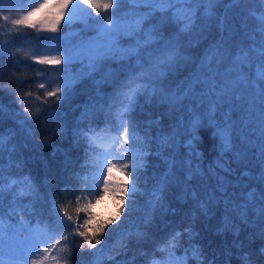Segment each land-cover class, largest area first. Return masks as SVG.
<instances>
[{
	"label": "trees",
	"instance_id": "1",
	"mask_svg": "<svg viewBox=\"0 0 264 264\" xmlns=\"http://www.w3.org/2000/svg\"><path fill=\"white\" fill-rule=\"evenodd\" d=\"M39 1L11 0L9 3L5 0L4 5H0L5 9L2 15L9 12L13 19L19 18ZM228 4L229 0H220L212 17L206 16L201 7L197 27L181 34L186 47L190 42L200 41L197 47L188 48L193 56L199 57L220 39L221 17L226 18L228 31L224 34L233 53L239 46H250L246 33H253L258 27V21L251 13L264 11V0H243L231 7H227ZM151 7L123 0L119 14L124 17L126 31L134 32L136 20L150 12ZM82 8L93 17L97 16L86 5ZM111 13L112 9H101L99 18L107 20ZM170 16V11L148 16L145 32L157 24L165 36L176 35L180 26L165 19ZM202 27L207 30L201 36ZM96 36L91 24L85 25L80 18L71 23L62 21L60 31L56 33L37 32L27 26H13L10 19H0V45L7 44L0 54V106L6 110L0 117V131L14 133L4 153L0 234L5 243L14 235L23 239L35 234L44 240L41 249L56 244L44 264H164L168 259L166 249L171 235L179 230L183 240L175 248V255H187V264H198L192 247L201 248V258H215L216 264H243L241 256H247L250 264H264V226L259 221L258 209L249 208L248 222L243 223L240 216L225 206L227 201L222 195L223 190L218 188V181L223 180L229 194L237 201L243 194L255 192L259 195L264 191V183L258 178L259 169L251 161L243 143L241 113L237 111L233 115L237 124L233 137L235 151L219 148V137L214 139L215 129L209 127L208 120L200 123L196 139H193L185 130L194 119L188 111L187 101L181 108L166 97L167 90L174 89L185 75L194 70L195 65L189 63L183 71L163 81L152 77L155 67L148 62L146 55L144 67L135 71H132L135 59L131 61V68L127 61L109 59L91 71L86 56L65 66V48L71 52V47L80 43L77 38L84 40ZM54 37L61 39L54 40ZM10 41L14 42L8 43ZM135 43L136 38L121 41L125 47ZM132 52L133 49L120 50L124 56ZM45 53L50 54L49 58L61 59L62 63L40 64L33 59L43 57ZM133 76L136 79L133 80ZM65 79L70 83L67 92L63 85ZM150 81L152 86L145 87ZM41 84L44 87H40ZM153 86L156 91H153ZM57 87L61 89L59 93L47 95ZM100 94H103L102 99ZM249 96L248 111L252 122L257 124L264 111V92L257 90ZM129 97L132 98L131 104ZM93 104H96L95 108ZM223 111L228 112L229 109L225 107ZM14 113H19V118ZM220 118L217 114V119L211 123H217ZM181 122L185 127L180 129L177 142L166 143V140H171L175 126ZM133 124L134 129L131 127ZM126 125L130 126L127 134L124 133ZM124 135H127V140ZM13 145L15 151L11 150ZM137 156L144 159L139 161L143 167L138 170L136 203H126L120 220L105 228L100 244L90 248L78 236L65 241L63 236L71 233L72 229L61 227L59 231L50 232L45 227V221L52 214L53 202L57 206L67 205L71 210L76 206V196H81V203H84L99 195L104 181L98 176L102 171L107 174L109 161L114 165L109 177L110 188L125 184L130 193L133 176L129 173ZM125 164L129 165L127 169L123 167ZM225 168L228 171H224ZM164 175H169V183L163 195L164 207L161 208L153 206L149 200ZM66 187L68 191L65 192L63 189ZM213 195L215 199L206 216L198 203ZM116 199L110 190L97 199L92 208L95 218L107 220L108 216L102 214L105 209H110V214L115 216ZM146 214H150L151 223H145ZM222 221H227L228 231H218ZM189 223L195 233L191 240L184 231ZM233 224L236 227L233 228ZM24 225L31 233L17 232ZM80 245H83V250ZM42 254L30 255L29 264ZM0 259L9 264L7 254Z\"/></svg>",
	"mask_w": 264,
	"mask_h": 264
},
{
	"label": "snow or ice",
	"instance_id": "2",
	"mask_svg": "<svg viewBox=\"0 0 264 264\" xmlns=\"http://www.w3.org/2000/svg\"><path fill=\"white\" fill-rule=\"evenodd\" d=\"M123 0H41L31 10L24 12L19 18L11 19L13 26H27L32 29H37L43 32L56 33L60 31L61 22L71 23L74 19H82L85 25L91 24L94 31L97 33L96 37H89L82 40L78 45L71 47V52L66 48L63 50V63L65 66H70L75 59L82 56H87L91 71H95L97 66L109 59H117L127 61L131 68V61L136 60V65L132 68L142 69L144 67L143 59L147 56L148 62L155 67V72L152 77L155 80H165L168 76L183 71L189 66V63L195 65L193 71L185 75L175 88H169L167 99H170L173 105L183 108L185 101L190 114L194 119L190 121L185 128L188 134L196 139L198 126L204 120L209 121V127H213L214 139L219 137V148L222 151H235V144L233 137L236 132L237 124L233 120V115L239 111L242 115L240 121V128L244 137L243 143L246 145L247 152L250 154L251 161L256 164L259 169L258 178L261 183H264V111L261 112L259 122L254 124L251 115L248 111L250 105L248 100L249 93L254 94L257 90L264 92V11L252 12L258 21V27L253 33H246V36L251 41L249 47L239 46L233 53L228 44V38L225 37V32L228 31L226 18H220V39L212 43L206 48L199 57L193 56L189 53L188 48H195L200 43L199 40L190 42L186 47L181 40V34L190 32L198 25V13L201 7L204 8L206 16H214L213 9L220 3V0H130L132 4H142L151 7L150 12L145 13L143 18H138L135 22V31H126L124 24V17L119 14L120 6ZM243 0H229L227 7L233 4L242 3ZM5 0H0V5H4ZM11 3V0H9ZM80 5H86L92 9V12L97 16L93 17L91 13L85 9L80 8ZM178 6L180 9L178 10ZM101 9H112V13L107 20H101L99 13ZM5 11L0 7V19L4 21L9 20V15H2ZM10 11V9H9ZM171 12L170 17L165 19L174 21L179 27V32L174 36H165L161 28L157 24H153L145 32V19L155 12ZM80 16L77 17V13ZM164 20L162 19L161 23ZM206 27L200 29L202 36L206 31ZM125 38H136L135 45L123 46L121 41ZM41 39H47L41 37ZM54 40L61 39L60 37L52 38ZM10 41L8 43H12ZM7 46L0 45V54L3 53ZM122 49H133L131 55L124 56L120 54ZM37 63L59 65L62 63L59 58L39 57L33 58ZM198 61V62H197ZM132 76V72H129ZM136 79V77H132ZM65 92L69 90L70 83L68 79L63 81ZM152 86L151 81L145 87ZM40 87H44L43 84ZM160 89L164 91V85L161 83ZM61 91L57 87L53 92L47 93L48 96H54ZM153 91H156L153 86ZM101 95V99L103 94ZM132 98L129 97L131 104ZM93 108L96 104L92 105ZM103 108V104H100ZM227 107L228 112L223 109ZM198 109L202 111H198ZM27 111V109H25ZM6 110L0 106V117ZM217 114L220 115V120L212 124L211 121L217 119ZM19 118V113H14ZM31 113H29V116ZM246 121V122H245ZM129 125L125 126L124 133L129 132ZM134 129L135 125H131ZM185 125L181 122L175 126V131L171 134V140H166V143L174 144L177 142V137L181 134L180 129ZM256 128L257 131H252ZM259 132V135L257 134ZM14 133L0 131V205H3V192L5 181L4 169V153L6 146L11 142ZM124 139H128L124 135ZM191 143V141H190ZM12 151H15V146H12ZM135 155V154H134ZM142 156H137V160L133 162L132 172L129 175L133 176L131 192L129 193L128 185L119 184L113 185L110 188L109 177L111 175L114 165L111 161L108 162L107 174L102 171L98 179L103 178V186L99 190V195L93 200H86L81 203L82 197L76 196V206L69 209L67 205L57 206L55 202L52 204V214L45 221V227L50 231H59L61 227L65 230L72 229V232L63 236L65 241H69L72 236H78L94 248L95 245L102 241L100 237L104 235L105 228L120 220L121 213L125 212L126 203L131 205L136 203L135 197L137 193V184L139 181L138 170L143 167L139 161L143 160ZM125 169L129 167L128 164L123 166ZM174 167V161H173ZM191 169V165L188 166ZM224 171H228L227 168ZM247 175V173H243ZM169 183V175H164L158 181L154 188L149 203L153 206L158 205L164 207L163 195ZM218 188L222 189V195L226 199V207L231 209V212L242 218L243 223H247V216L249 208L258 209L259 221L264 226V191L250 194H243L238 201L233 200L229 194L228 188L225 187L224 181H218ZM111 191L116 197L115 216L111 215L110 209H105L103 215H107L108 219H96L95 213L92 211L93 205L97 199H101L104 193ZM63 191H68L67 187ZM195 199V193L193 194ZM215 197H210L207 200H200L198 207L204 215H208L211 211ZM70 203V202H69ZM58 208V210H57ZM83 214V215H81ZM3 220V215H0V221ZM78 221H82L79 222ZM145 223H151L150 214H146ZM232 227H236L235 224ZM227 221H222L218 231H228ZM29 231L27 225L17 230ZM187 232L189 240L195 235L193 226L189 223L184 230ZM264 235V232H262ZM183 237L179 230H176L174 235L168 242L167 253L168 259L164 264H187V255L184 257H177L175 255V248L182 243ZM44 243L38 235L30 234L23 239L18 235L10 238L8 243H5L4 237L0 234V257L7 254L9 256V264H29L28 257L34 253L42 252L38 260H31L30 264H44L48 259L51 251L56 248V244L51 247L40 248ZM83 250V245H80ZM163 251V250H162ZM193 256L197 257L198 264H216L215 258L212 260L202 259L203 251L201 248L192 247ZM240 259L243 264H250L247 256H241ZM0 264H5L3 259H0Z\"/></svg>",
	"mask_w": 264,
	"mask_h": 264
},
{
	"label": "rangeland",
	"instance_id": "3",
	"mask_svg": "<svg viewBox=\"0 0 264 264\" xmlns=\"http://www.w3.org/2000/svg\"><path fill=\"white\" fill-rule=\"evenodd\" d=\"M40 2H41V0H40L38 3H40ZM38 3H37V4H38ZM37 4H36V5H37ZM36 5H35V6H36ZM35 6H33V7H35ZM33 7H32V8H33ZM80 8H82V5H80ZM82 9H83V8H82ZM30 10H31V9H30ZM6 15H9V17H10V18H9L10 21H11V19H13V18H12V15H10L9 12H7ZM78 16H80V13H79V12L77 13V17H78ZM35 30L38 32L37 29H35ZM40 32H43V31H40ZM44 33H46V32H44ZM50 33H52V32H50ZM87 39H88V38H87ZM82 40H83L82 38H77V42H81ZM84 40H86V39H84ZM43 57H50V54H49V53H45V54L43 55ZM86 57H87V56H86Z\"/></svg>",
	"mask_w": 264,
	"mask_h": 264
},
{
	"label": "bare ground",
	"instance_id": "4",
	"mask_svg": "<svg viewBox=\"0 0 264 264\" xmlns=\"http://www.w3.org/2000/svg\"><path fill=\"white\" fill-rule=\"evenodd\" d=\"M230 162V161H229ZM236 162V161H235ZM235 162H234V164H235ZM249 162V161H248ZM244 163V162H243ZM228 165V164H227ZM239 165H241V163L239 164ZM226 167V166H225ZM257 167V166H256ZM213 171V170H212ZM230 173V172H229ZM228 175V174H227ZM218 262H220V261H218Z\"/></svg>",
	"mask_w": 264,
	"mask_h": 264
}]
</instances>
